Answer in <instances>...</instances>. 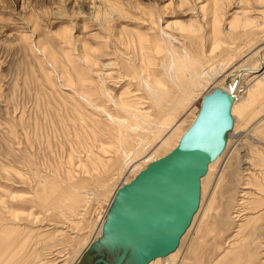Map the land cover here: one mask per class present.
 I'll return each instance as SVG.
<instances>
[{
    "label": "bare ground",
    "instance_id": "1",
    "mask_svg": "<svg viewBox=\"0 0 264 264\" xmlns=\"http://www.w3.org/2000/svg\"><path fill=\"white\" fill-rule=\"evenodd\" d=\"M110 1L90 5L96 9L93 20L104 32L98 47L64 27L58 34L62 47L57 54L39 36L38 20L31 22L25 16L14 39L33 54L36 49L31 43H35L44 55L38 60L39 69L52 87L47 61L64 86L78 95L76 99L68 94L74 117L69 120L80 128L70 135L65 176L58 170L41 175L38 169L29 175L21 165L4 172L31 191L20 192L14 184L0 186V264H19L23 257H33L36 264H78L101 236L117 191L178 144L200 109H192L195 97L201 95V105L215 88L201 91L217 78L216 87L234 96L233 126L224 134L223 151L201 177L199 206L178 245L147 264H264V155H251L247 146L250 138L251 144L264 147V113L260 114L264 109V0H249L257 5L252 10L234 11L228 27L223 25L226 9L243 0H178L177 7L195 4V14L188 20L165 19L156 5ZM251 11L257 16H249ZM206 14L211 15L212 31L211 49L204 51L209 58L204 60L200 21ZM112 17L135 23L139 29L126 22L115 33ZM245 52L247 59L226 70ZM255 57L252 64L249 60ZM188 111L193 116L183 128ZM112 189L97 227L82 226L92 195L104 197Z\"/></svg>",
    "mask_w": 264,
    "mask_h": 264
},
{
    "label": "rangeland",
    "instance_id": "2",
    "mask_svg": "<svg viewBox=\"0 0 264 264\" xmlns=\"http://www.w3.org/2000/svg\"><path fill=\"white\" fill-rule=\"evenodd\" d=\"M111 1L116 2L117 0ZM170 1L171 3H173L172 5ZM194 1L196 0H193V3ZM93 2L95 4H93ZM136 2H140L139 4L143 6H151L152 8H154L153 6L156 5L155 7L159 8L162 11V15H164V18L169 20H188L189 18L194 16L196 11V9H194L196 6L195 4L192 5V3H189L185 7H177L178 0H132V3ZM97 3L99 4V0H0V8H2L0 9L1 187L4 188V185H8L6 187L10 188L13 187L12 184H14L17 185L16 188L20 192H26V190L28 192L31 191V188L28 185H26L27 188H25L26 186H23V184L21 185L18 182L17 178L13 176H11L12 179L8 178V176L4 172H6L7 169L11 168L20 169V167H26L24 168L26 171H22L28 172L29 175H33L31 172H36V169H38L37 171H39L41 175H44V172L45 174H49L55 170H58L60 174H63L62 176H65L66 170L68 168L67 165H69L67 160L69 158V141L72 140L71 137H73L74 134L73 129L80 128L79 125L77 126V124H74L69 120V118H74L72 114H70L71 110L69 108V103L73 101L70 95L74 96L76 99L79 98L78 95L72 94V92H70V90L64 86L59 73L56 72L53 67H51L52 65L50 66V62L46 60V57H44V60L47 61L46 66L51 74L52 84L54 87H52V85L44 79V76L38 65V60H40L39 58H43V54L38 50V48H36L37 46L34 45V42L31 43V45L33 44L32 47L34 48V50L36 49L35 52L38 53L37 55L36 53H34V55L30 48L25 49V47L21 43H18L17 40H14L19 32L22 31L21 27L23 25L22 21L24 16L25 18L27 17V19H29V21L31 22L38 20L40 25L39 36L41 37V39L47 40L48 44L57 52V54H61L60 51L62 42L58 41V34L64 29V27L72 28L74 36H77L85 41L88 40L87 42L91 46L98 47L99 42L101 45L103 41L101 35L104 34V32L100 30L99 25H97V23L93 20L92 11L94 9H92V7L90 8V5L97 6ZM240 4H232L230 5V8L226 9L227 13L224 17L225 21L223 22L224 27H228L227 23L230 22L231 18L233 17L232 14L234 11L249 10L250 7L252 10V7H257V5H254V3L249 0H243ZM248 15L251 17L257 16L254 11L249 12ZM117 20L118 19L116 17H112L111 23L114 27L113 30L115 33L120 30L122 25L126 24L130 28H133L134 26L138 28V25L129 22L128 20ZM210 21V14L204 15V19H201L200 21V24L203 26H201L202 28L200 33L203 38L200 41V47L203 53L204 51L208 53L211 49L209 41L212 31V23ZM160 23L163 24L165 22L163 20ZM262 23L263 24L261 25L264 29V22L262 21ZM141 30H143V28ZM197 43L198 42H196V44ZM245 54H247V52L240 56L241 59L240 57H235L226 70L232 69L233 67L242 63L244 59H247L248 55ZM202 57L203 58L201 59L204 60L209 58H207V56L205 57V53ZM249 61H252L251 63L254 64L256 62V57L250 59ZM210 62L212 63V57ZM220 78L222 79V77ZM218 80L220 79L217 78L208 83L207 87H205V89L201 91V93L206 92L207 90H213V88H219L216 87ZM240 93L242 94V92ZM200 96L201 95L195 97L193 104H191V106L193 105L192 109L194 108L195 110V108L200 106ZM87 109L91 110V108ZM192 109L190 111H192ZM263 113L264 109L260 114ZM66 116L68 117V119ZM192 116V113L189 115V111L184 114L185 122L182 126L183 128L189 125ZM62 131L64 132L63 134ZM261 140L264 141V138L262 137ZM247 141H249L247 142V144H251L250 138H248ZM250 144H248L247 146L249 150H251V155H264V147L262 148V144L260 145L256 143L257 145H254V142H252L251 145ZM253 147L255 150L253 149ZM60 167H62L61 170ZM39 172L37 173L39 174ZM125 176H128V173ZM6 177L8 178V180L6 179ZM4 178L6 179V181L3 180ZM10 180L13 181L10 182ZM118 181H120V177L119 179H117L116 183ZM113 189L111 191L109 190V192L104 197L100 195L98 196V194H96L95 196L92 195L94 198H92L91 202H89L87 215L85 214L86 223L89 224L85 223L84 218L82 226L86 225V227H89V225L91 226L93 224V228L97 227L100 217L104 215L106 209L108 208V201H110L112 198ZM92 190L96 192V190L91 189V193L93 192ZM48 226L52 227L51 224H47L46 227L48 228ZM87 233L88 231H83L82 234L86 235ZM91 236L93 235H90V237ZM84 244L80 245V251L83 250L82 247L85 246ZM22 255L20 256L19 254L17 256L23 257ZM25 258L26 257H23L19 264H29L31 262V264L37 263V260L32 259L33 257H27L29 260Z\"/></svg>",
    "mask_w": 264,
    "mask_h": 264
},
{
    "label": "water",
    "instance_id": "3",
    "mask_svg": "<svg viewBox=\"0 0 264 264\" xmlns=\"http://www.w3.org/2000/svg\"><path fill=\"white\" fill-rule=\"evenodd\" d=\"M231 92L207 93L178 144L117 191L101 236L78 264H147L176 248L197 211L201 177L233 126Z\"/></svg>",
    "mask_w": 264,
    "mask_h": 264
}]
</instances>
